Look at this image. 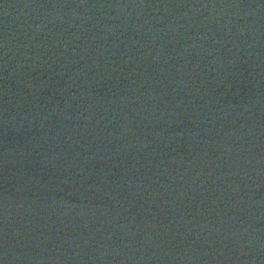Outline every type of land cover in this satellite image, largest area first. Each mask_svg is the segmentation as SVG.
<instances>
[{
    "label": "water",
    "instance_id": "1",
    "mask_svg": "<svg viewBox=\"0 0 264 264\" xmlns=\"http://www.w3.org/2000/svg\"><path fill=\"white\" fill-rule=\"evenodd\" d=\"M0 264H264V0H0Z\"/></svg>",
    "mask_w": 264,
    "mask_h": 264
}]
</instances>
